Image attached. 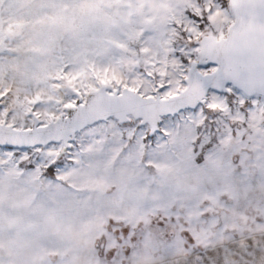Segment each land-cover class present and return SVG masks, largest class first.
Segmentation results:
<instances>
[{"label": "snow or ice", "instance_id": "obj_1", "mask_svg": "<svg viewBox=\"0 0 264 264\" xmlns=\"http://www.w3.org/2000/svg\"><path fill=\"white\" fill-rule=\"evenodd\" d=\"M0 264H264V0H0Z\"/></svg>", "mask_w": 264, "mask_h": 264}]
</instances>
